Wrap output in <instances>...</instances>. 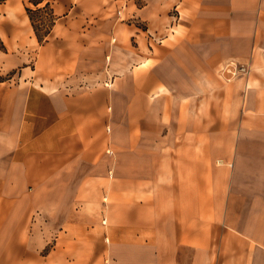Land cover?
I'll list each match as a JSON object with an SVG mask.
<instances>
[{"label": "crops", "instance_id": "0c3cea01", "mask_svg": "<svg viewBox=\"0 0 264 264\" xmlns=\"http://www.w3.org/2000/svg\"><path fill=\"white\" fill-rule=\"evenodd\" d=\"M62 2L113 15L0 51V264H264V0Z\"/></svg>", "mask_w": 264, "mask_h": 264}, {"label": "rangeland", "instance_id": "374dc122", "mask_svg": "<svg viewBox=\"0 0 264 264\" xmlns=\"http://www.w3.org/2000/svg\"><path fill=\"white\" fill-rule=\"evenodd\" d=\"M47 2H49L48 6H46ZM103 2L106 3V1ZM55 4L56 0H44V2L38 6H34L29 0H7L0 3V51H31V53L39 51L40 47L37 45L33 48H27L26 45V49L19 44L23 39H27L30 33L32 34V22L40 35H44L47 31H50V36L48 35L43 39L44 41H47L49 37L53 38L60 34L58 29L53 30L52 24L56 19L74 21L75 19H79V17H81L80 15H84L91 19H102L108 18L107 15L112 14L107 12L80 13L76 11V9H69L68 3L65 4L62 2L61 4H56V7L54 8L52 5ZM26 8L33 10L31 13L32 22L30 19L28 22L26 18ZM115 15L116 13H114V16ZM12 22H15L16 24H12ZM73 26V23L69 24L71 34L74 33L75 30ZM27 29L30 30L29 33L26 32ZM71 34L69 36H71ZM1 78H3V76H1Z\"/></svg>", "mask_w": 264, "mask_h": 264}, {"label": "built area", "instance_id": "2783aa9c", "mask_svg": "<svg viewBox=\"0 0 264 264\" xmlns=\"http://www.w3.org/2000/svg\"><path fill=\"white\" fill-rule=\"evenodd\" d=\"M248 72V66L234 61L226 62L220 68V73L225 75L227 80H232L236 77L246 75Z\"/></svg>", "mask_w": 264, "mask_h": 264}, {"label": "trees", "instance_id": "16d2710c", "mask_svg": "<svg viewBox=\"0 0 264 264\" xmlns=\"http://www.w3.org/2000/svg\"><path fill=\"white\" fill-rule=\"evenodd\" d=\"M4 1H5V0H0V3H3ZM29 2L32 3L34 6H38L39 4L43 3L44 0H29ZM48 5H49V2L46 3V6H48ZM26 11H27V13H28L29 19H30L31 22H32L33 20H32V15H31V13H32L33 10L30 9V8H26ZM53 24H54V22H53ZM53 24H52V25H53ZM32 26H33V29H34L35 35H36V37H37V39H38L39 42L44 41L43 39L46 38V37L49 35V33H50V31H47L44 35H40V34L38 33V31L36 30V27L34 26L33 22H32Z\"/></svg>", "mask_w": 264, "mask_h": 264}]
</instances>
